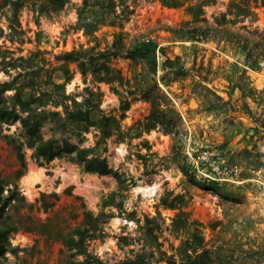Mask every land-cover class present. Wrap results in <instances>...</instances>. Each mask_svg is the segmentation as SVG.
<instances>
[{
    "label": "rangeland",
    "instance_id": "rangeland-1",
    "mask_svg": "<svg viewBox=\"0 0 264 264\" xmlns=\"http://www.w3.org/2000/svg\"><path fill=\"white\" fill-rule=\"evenodd\" d=\"M227 2L206 7L207 17L211 20L224 11ZM81 4L82 0H65L56 8L51 0H0V61L5 62L0 66V83L13 81L17 72L38 70L37 91L53 90L52 84H59L67 94H77L85 86H98L104 96L93 119L100 111L119 116V97L109 84L97 83L91 72L83 76L76 63L57 59L94 44H88L80 29ZM117 5V13L126 5L134 8L124 24L126 45L152 40L163 47L164 57L157 54L154 72L141 59L113 60L130 82L120 92L138 87L146 97L132 101L120 133L107 140V151L101 155L112 173L87 172L64 158L46 163L27 147L19 122L0 124L2 196L17 190L25 198L24 206L13 207L11 202L5 226L28 216L38 220L29 223L33 232L19 230L9 236L10 250L0 264H70L73 251L57 238L80 224L85 211L93 217L109 215L101 219L102 235L88 242L92 264H118L139 253L151 264H187L183 241L188 230H198L211 253L210 264H264V195L249 180L255 171L264 175V71L247 69L248 80L240 82L256 93L243 94L231 82L239 78L234 64L240 68L242 60L230 48L172 38L170 30L187 19L183 10L162 8L152 0H117ZM255 12V26L262 31L264 8ZM113 31L119 29L103 26L95 34L101 49L111 43ZM166 59L173 61L172 67L163 64ZM24 80L29 78L16 84ZM32 92L25 88V97ZM152 111L154 117L149 119ZM91 131L87 145H94L96 132ZM10 138L22 144L23 163ZM205 148L216 151L224 166L239 165L241 181L205 178V167L198 162ZM30 167L41 172L27 177ZM111 194L116 196L115 205L105 207L103 201Z\"/></svg>",
    "mask_w": 264,
    "mask_h": 264
},
{
    "label": "trees",
    "instance_id": "trees-1",
    "mask_svg": "<svg viewBox=\"0 0 264 264\" xmlns=\"http://www.w3.org/2000/svg\"><path fill=\"white\" fill-rule=\"evenodd\" d=\"M65 0H51L56 8H61ZM158 1L162 8L181 9L187 16L174 29L170 30L172 38L176 41H190L196 43H213L217 46H227L232 53L241 58V67L236 64L239 78L231 81L234 88H238L243 94L254 95V88H245L241 84V79L248 80L247 69L261 72L264 71V30L260 31L255 22L258 8H264V0H228L225 10L218 15H212L210 20L206 14V7L216 5L219 0H152ZM117 0H82L81 6L77 9L80 29L84 30L88 44L94 43L87 50L82 48L73 49L57 57L59 61L76 63L83 76L91 72L97 83H106L111 87V91L119 97L120 105L117 114H104L100 111V116L93 119L95 111H99L103 101V92L98 86H85L80 93H66L61 85L52 84L53 90L37 91L36 86H40L38 70H32L23 74L17 72L13 81L0 83V124H13L19 122L26 139L28 148L33 149L34 156L48 163L55 158H64L74 162L87 172L99 175L111 174L106 158L101 154L107 151V140L114 134L120 133V122L129 110L132 101L143 95L138 87L133 90L120 88L127 87L129 80L125 79L122 70L113 65V60L117 58L144 60L150 72L156 71L158 66V56L164 57L163 47L158 46L152 40L135 42L127 46L125 43L124 24L133 14V9L126 5L121 13H117ZM108 26L119 31H113L112 41L101 49V41L95 34L101 27ZM106 34V33H105ZM18 58L17 60H22ZM172 67L173 61L166 59L163 63ZM5 65L4 59L0 61V66ZM238 66V67H237ZM5 67V66H4ZM15 67V66H13ZM6 68V67H5ZM29 78L21 84H16L20 78ZM31 87L34 92L25 97L24 89ZM130 87V85H129ZM204 90L221 99L207 87ZM12 91L13 94L6 96ZM264 93V89L261 91ZM256 100V99H255ZM254 100V101H255ZM154 117L152 111L148 118ZM148 125L146 130L153 128ZM264 128V123L261 124ZM45 130V131H44ZM94 130V145H87L89 139L87 134ZM46 134H50L45 138ZM10 143L16 152L21 163L24 160L22 144L10 138ZM117 175V174H114ZM4 188L0 184V258L9 250V236L19 230L33 232L35 229L29 224L38 222L32 216L27 219L20 218L18 221L8 225L6 220L10 219L7 213L14 202L13 207L18 203L25 205V198L17 190L10 191L7 197H3ZM45 197L44 195L41 197ZM115 194L108 195L103 201V205L114 206ZM44 199V198H43ZM45 210L49 205L44 202ZM174 208L173 206H168ZM29 209L33 205H28ZM83 221L78 224L70 233L62 234L59 238L69 251H73L74 260L70 264H92L87 252L88 242L96 236L102 235L99 227L102 217H109L102 212L97 217H93L91 212L83 213ZM178 217V215L176 216ZM149 220L147 219V222ZM28 222V226H25ZM186 230L188 223H184ZM187 238L183 241L187 256V264H210L212 256L210 251L204 248L203 238L198 230L191 233L187 231ZM82 257L77 260V257ZM76 258V259H75ZM98 261V260H97ZM118 264H151L145 260L143 254H135Z\"/></svg>",
    "mask_w": 264,
    "mask_h": 264
},
{
    "label": "built area",
    "instance_id": "built-area-1",
    "mask_svg": "<svg viewBox=\"0 0 264 264\" xmlns=\"http://www.w3.org/2000/svg\"><path fill=\"white\" fill-rule=\"evenodd\" d=\"M198 162L205 167L202 170V175L210 180L224 181L239 180L242 168L239 165L233 164L224 166L225 162L221 160L218 153L212 149L205 148L199 153ZM255 176L249 178L250 181L255 183L257 190L264 195V175L261 172H254ZM241 181V180H239Z\"/></svg>",
    "mask_w": 264,
    "mask_h": 264
},
{
    "label": "bare ground",
    "instance_id": "bare-ground-1",
    "mask_svg": "<svg viewBox=\"0 0 264 264\" xmlns=\"http://www.w3.org/2000/svg\"><path fill=\"white\" fill-rule=\"evenodd\" d=\"M41 172V170L40 169H38V168H34V167H30L29 169H28V174H27V177H32V176H34L35 174H37L38 172ZM92 176V175H91ZM29 180V179H28ZM27 180V181H28ZM237 182V181H236ZM148 190H150V189H148ZM22 240V239H21ZM20 241V240H19Z\"/></svg>",
    "mask_w": 264,
    "mask_h": 264
}]
</instances>
